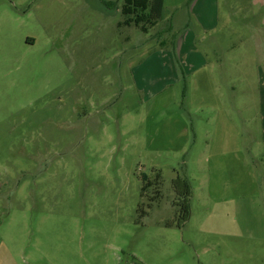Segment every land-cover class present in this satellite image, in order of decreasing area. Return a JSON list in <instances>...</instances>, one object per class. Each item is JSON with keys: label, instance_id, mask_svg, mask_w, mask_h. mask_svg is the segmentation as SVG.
<instances>
[{"label": "rangeland", "instance_id": "obj_1", "mask_svg": "<svg viewBox=\"0 0 264 264\" xmlns=\"http://www.w3.org/2000/svg\"><path fill=\"white\" fill-rule=\"evenodd\" d=\"M105 1L0 0V264H264V0Z\"/></svg>", "mask_w": 264, "mask_h": 264}, {"label": "trees", "instance_id": "obj_2", "mask_svg": "<svg viewBox=\"0 0 264 264\" xmlns=\"http://www.w3.org/2000/svg\"><path fill=\"white\" fill-rule=\"evenodd\" d=\"M106 5H113L111 1H105ZM121 13L124 15V19L118 23V25H134L138 27L142 32L147 33L149 29L157 24V22L163 17L164 14V0H122ZM160 173H157L153 182H144L142 177L143 185L141 191L145 187L154 186L153 192L158 198L160 196L159 184H160ZM184 188L187 189L186 183L180 181ZM179 182V183H180ZM187 191V190H186ZM188 192V191H187ZM153 194V195H154ZM189 196V193L187 197ZM186 197V198H187ZM186 198L184 201H186ZM154 200V199H153ZM183 204V200L181 202ZM182 210V211H181ZM180 213L185 214L186 205H182ZM145 211H141L143 215ZM180 218L182 217L179 215Z\"/></svg>", "mask_w": 264, "mask_h": 264}, {"label": "crops", "instance_id": "obj_3", "mask_svg": "<svg viewBox=\"0 0 264 264\" xmlns=\"http://www.w3.org/2000/svg\"><path fill=\"white\" fill-rule=\"evenodd\" d=\"M197 5V2L195 3V5L194 6H196ZM214 19V18H213ZM213 20L211 19V22H212ZM187 36H186V39L185 40H183L184 38L183 37H181V38H179L178 39V41H177V54L179 55V56H181L182 54H183V59H180V61H181V65H180V73L182 74H186V72H189V71H192V70H198V69H200L201 67H203L204 66V62H205V58L202 56V54H200V53H198V52H195L194 50V52L193 51H191L193 54H189L188 52H183V53H181L184 49H183V47H184V43H186L188 40H189V42L187 43V44H191L192 43V41L194 40V38H192V36H190L188 33L186 34ZM191 47V46H190ZM196 63H198V66L197 65H195ZM187 67L188 68H190V70L189 71H187ZM158 80L159 81H155V82H153V83H158V82H162V78H160V77H158Z\"/></svg>", "mask_w": 264, "mask_h": 264}]
</instances>
